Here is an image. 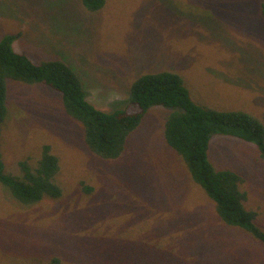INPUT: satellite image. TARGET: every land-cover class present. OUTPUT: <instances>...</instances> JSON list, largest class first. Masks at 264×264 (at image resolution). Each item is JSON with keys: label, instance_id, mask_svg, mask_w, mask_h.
<instances>
[{"label": "rangeland", "instance_id": "obj_1", "mask_svg": "<svg viewBox=\"0 0 264 264\" xmlns=\"http://www.w3.org/2000/svg\"><path fill=\"white\" fill-rule=\"evenodd\" d=\"M264 0H108L88 12L81 0H0V40L34 62L66 60L89 89L120 91L146 72L181 73L193 98L243 108L264 120ZM2 135L9 171L49 143L61 157L60 199L25 205L0 187V264H264V244L226 226L167 143L172 108L152 106L118 160L93 154L81 125L44 84L11 82ZM218 168L245 177L247 207L264 229V159L256 144L215 134Z\"/></svg>", "mask_w": 264, "mask_h": 264}, {"label": "trees", "instance_id": "obj_2", "mask_svg": "<svg viewBox=\"0 0 264 264\" xmlns=\"http://www.w3.org/2000/svg\"><path fill=\"white\" fill-rule=\"evenodd\" d=\"M108 0H81L86 11H101ZM258 14L264 19V2ZM17 34L0 40V187L17 202L32 205L45 198L60 199L64 188L59 181L61 157L49 143L42 145L36 161L18 162L20 173L6 167L2 135L10 114L11 82L35 86L44 84L61 93L63 109L83 130L90 151L107 160H118L129 138L142 124L152 106L172 108L165 121L167 143L188 170L192 181L215 203V214L223 224L249 234L264 244V229L258 224V211L247 207L245 177L237 170L218 168L209 155L215 134L234 136L256 144L264 159V120L243 108L220 109L195 100L185 77L174 70L146 72L130 84V102L124 108L107 112L86 100L84 82L62 58L34 62L14 48ZM31 264V263H23Z\"/></svg>", "mask_w": 264, "mask_h": 264}, {"label": "clouds", "instance_id": "obj_3", "mask_svg": "<svg viewBox=\"0 0 264 264\" xmlns=\"http://www.w3.org/2000/svg\"><path fill=\"white\" fill-rule=\"evenodd\" d=\"M102 88H93L89 89V95L86 97V100L90 103H102L105 105H111L118 102H122L124 99L123 94L118 90H112L107 93V95L103 94Z\"/></svg>", "mask_w": 264, "mask_h": 264}]
</instances>
